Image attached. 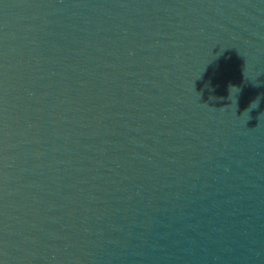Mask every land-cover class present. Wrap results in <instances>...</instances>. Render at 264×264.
Returning a JSON list of instances; mask_svg holds the SVG:
<instances>
[{
	"label": "water",
	"instance_id": "obj_1",
	"mask_svg": "<svg viewBox=\"0 0 264 264\" xmlns=\"http://www.w3.org/2000/svg\"><path fill=\"white\" fill-rule=\"evenodd\" d=\"M0 264H264V0H0Z\"/></svg>",
	"mask_w": 264,
	"mask_h": 264
},
{
	"label": "clouds",
	"instance_id": "obj_2",
	"mask_svg": "<svg viewBox=\"0 0 264 264\" xmlns=\"http://www.w3.org/2000/svg\"><path fill=\"white\" fill-rule=\"evenodd\" d=\"M236 90V91H240L239 88L235 87V86H230V92Z\"/></svg>",
	"mask_w": 264,
	"mask_h": 264
}]
</instances>
